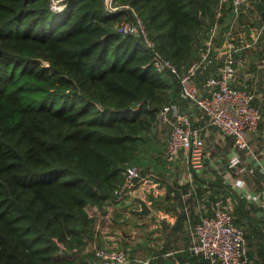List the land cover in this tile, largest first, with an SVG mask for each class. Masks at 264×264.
Returning <instances> with one entry per match:
<instances>
[{
    "label": "trees",
    "instance_id": "trees-1",
    "mask_svg": "<svg viewBox=\"0 0 264 264\" xmlns=\"http://www.w3.org/2000/svg\"><path fill=\"white\" fill-rule=\"evenodd\" d=\"M218 1L111 0V10L104 0H0V264H94L87 246L107 242L87 207L102 215L110 208L118 214V203L127 207L115 190L130 165L163 179L169 164L153 155L162 152L158 111L186 104L177 75L158 71L152 50L118 24L139 16L155 50L182 72L198 56ZM258 15L264 19V9ZM215 70H204L200 84ZM194 177L203 184L198 193L209 189L210 204L222 198L243 228L249 264H264V218L255 204L220 176ZM171 184L159 210L184 205L181 192L189 185ZM125 243L117 247L134 256L136 246ZM140 246L152 250L149 264H208L188 244Z\"/></svg>",
    "mask_w": 264,
    "mask_h": 264
},
{
    "label": "built area",
    "instance_id": "built-area-1",
    "mask_svg": "<svg viewBox=\"0 0 264 264\" xmlns=\"http://www.w3.org/2000/svg\"><path fill=\"white\" fill-rule=\"evenodd\" d=\"M260 1L264 4V0ZM104 3L108 9L117 8L112 6L111 0H104ZM256 3L251 0H219L214 9L213 23L198 56L182 72L155 50V42L149 37L147 28L139 16H135L134 21H121L118 30L124 34L139 36L145 46L152 50L155 68L158 71L169 70L178 77L182 99L186 104H164L157 115V125H165L170 130L164 155L168 164L183 154L190 177L194 172H198L207 180L220 176L224 184L255 204L254 213L257 217L264 218V187L256 190L241 177L247 173L251 176L260 175L264 179V149L254 150L249 136L257 129L262 118L261 109L255 102L259 94L254 87L234 84L240 70L245 78L248 77V55L256 52L260 46L262 48L264 19L258 15V10L261 9ZM53 7L60 6L54 3ZM254 21L255 26L247 34L246 26ZM225 26L228 28L225 29ZM221 37H224L223 43L220 42ZM210 66L216 67L215 72L206 76L200 84L199 75ZM188 104L196 109L199 115L207 117L206 124L197 123V115L188 109ZM205 127L215 128L222 140L230 138L232 145L225 151H213L214 142L208 144L203 136ZM158 185L153 172L142 173L140 167L133 164L124 171L123 181L115 193L118 202L128 201L134 195L148 199L147 192H154ZM194 189L193 192L182 195V200L185 201L188 195L196 194ZM111 210L112 208L105 215L98 212L91 215L104 216V219L110 221L113 217ZM192 240L194 250L205 258L208 264L252 262L244 230L235 223L222 198L214 199L211 207L199 214V219L193 227ZM92 251L96 256L94 264H132L124 251L117 247V243L92 246ZM139 261L141 264H149L150 258Z\"/></svg>",
    "mask_w": 264,
    "mask_h": 264
},
{
    "label": "crops",
    "instance_id": "crops-1",
    "mask_svg": "<svg viewBox=\"0 0 264 264\" xmlns=\"http://www.w3.org/2000/svg\"><path fill=\"white\" fill-rule=\"evenodd\" d=\"M262 8L263 7H261V9ZM262 42H263L262 48L260 46V48H257L258 51L256 50V52H254L253 54L248 55V71H249L248 77L245 78L243 71L240 70L239 75L237 76L234 82L235 85L240 86V85L245 84V85L251 86V88L254 87L258 90L259 96L255 99V102L261 109L262 118L259 122L257 129L255 131H252L249 135L251 147L256 151H261L264 149V37L262 39ZM187 107L188 109H190V111L193 112L194 108L191 105L188 104ZM194 111L198 118L197 123L200 125L206 124L207 122L206 118L205 117L202 118L201 117L202 115L200 116L199 112H197L196 110ZM202 133L206 141L208 142V144H212L214 142L216 152H221L219 151L220 149H222V151H225L228 147L232 145V140L230 138H227L226 140H222L219 132L215 128L205 127ZM179 157H181V159H179V162L181 164H183L184 162V165H183L184 171H182L183 177L178 176L174 178L173 181H167V182L170 184L171 183L176 184L177 187L183 186V185L186 186L187 184L189 185L186 191L181 192V198H182V195L187 194L188 192H193L194 188H195L194 191L196 194H191L192 196L188 195L185 201L181 200L184 203V205L181 206V204L180 205L176 204L177 205L176 210L174 209V205H171L170 210L161 209L160 212L157 213V211L153 209V206L150 205L153 210L149 216H152L151 220H152L153 226L157 228V229H153V231L154 232H156L157 230L160 231L159 232L160 240L158 241V244L155 248L158 249L166 243H171L174 248H176L177 246L179 247L178 248L179 250H183L185 248L184 246L188 244V247L189 249H191L192 253L197 255L199 253L196 252L193 248V240H192L193 227H194V224L199 219V214L204 209L209 208L208 205L210 204V201H211L209 200L210 191L209 189L205 188V190L202 191V193H198L197 184L201 186L203 185L202 182H200V180L194 177V173L192 177L189 176V169L187 167L183 154H181ZM244 174L246 175L245 180L249 183V185L252 188L256 190H260L261 188L264 187V179L262 176L260 175L251 176L247 173H244ZM238 175L241 176V174H238ZM160 185L156 187V190L154 192H151V191L147 192L148 198L150 194L154 195V197L156 198V196H158V194H161V192L166 193V185L165 187H163L164 185L162 184ZM140 192L143 194L142 190ZM190 199L191 201L188 202ZM208 200H209V204H206V201ZM118 205H120V203H118ZM126 206L131 207L128 205ZM133 209H134V206L132 207V210ZM182 212L185 213V218L183 219L180 218ZM177 226H179L178 229L175 228ZM105 235L106 234L102 236H105ZM104 240L107 243H118L116 239H114L111 242L108 241L109 239L106 236L104 237ZM89 245L94 246L92 243H90ZM145 251H146L147 258H150V260L155 258L153 255H150V252L152 251L151 249H148V247H146ZM174 251L175 250H171L167 252L166 254H164V256H171L175 253ZM125 255L129 259H131L132 264H141L139 261L140 258L138 259L135 256L136 254L134 256H129L128 254L125 253ZM176 264H189V263L184 261L181 263L177 262Z\"/></svg>",
    "mask_w": 264,
    "mask_h": 264
},
{
    "label": "rangeland",
    "instance_id": "rangeland-1",
    "mask_svg": "<svg viewBox=\"0 0 264 264\" xmlns=\"http://www.w3.org/2000/svg\"><path fill=\"white\" fill-rule=\"evenodd\" d=\"M193 109V112H195ZM198 112V111H197ZM169 128L167 126H158L155 131V135L159 138L157 141V147L161 149V153L159 151L153 152V155L157 154L159 157H163L165 155L166 151V145H167V140L169 138ZM208 143V142H207ZM213 151L216 150L215 147L212 149ZM219 151H222L220 149ZM179 157L177 160L173 161L169 165V170L163 172V179L158 180V184L164 185L165 187L167 181H173L174 178L182 176V171H184V162L181 164L179 162ZM168 175V176H167ZM236 175V173H235ZM245 174L242 175V178H245ZM161 186V185H160ZM158 194V192H157ZM164 192H161V194H158V202L153 206V209L155 211L160 212L159 207L163 204L162 196L164 195ZM127 201V200H126ZM150 203V202H149ZM169 205V204H167ZM132 207H123L122 204L118 205L117 210H120L118 214H113L115 217L113 219L111 218L110 221L107 219H101L100 216H97L96 224H95V229L99 231L100 235H104L108 237V241H113L116 239V241H120V245L122 244L123 246L126 245L125 241H127V245L130 247L136 246L137 251H136V257L139 259H146V251L141 248L140 244L147 243L149 247H156L158 244V241L160 240V231L154 232L153 229H157L155 226H153L152 223V216H139L135 215L132 212ZM123 208H125L123 210ZM88 212L90 214H94L95 212L100 213L98 210L94 208V206H88L87 207ZM152 209V210H153ZM113 213V209L111 210ZM120 213V214H119ZM122 214V215H121ZM96 216V215H95ZM105 236H102L104 239ZM122 238V239H121ZM126 239V240H125ZM86 252L90 253L92 252V246L88 245L86 248Z\"/></svg>",
    "mask_w": 264,
    "mask_h": 264
},
{
    "label": "water",
    "instance_id": "water-1",
    "mask_svg": "<svg viewBox=\"0 0 264 264\" xmlns=\"http://www.w3.org/2000/svg\"><path fill=\"white\" fill-rule=\"evenodd\" d=\"M257 6L259 9L264 6L262 1H257ZM116 10V9H113ZM155 199L154 195L150 194L149 198L146 199L140 195H134L130 200L127 201L126 205L134 206L133 211L139 216H148L152 212V207L149 204V200L153 201Z\"/></svg>",
    "mask_w": 264,
    "mask_h": 264
}]
</instances>
